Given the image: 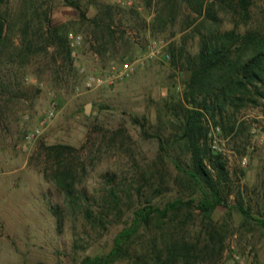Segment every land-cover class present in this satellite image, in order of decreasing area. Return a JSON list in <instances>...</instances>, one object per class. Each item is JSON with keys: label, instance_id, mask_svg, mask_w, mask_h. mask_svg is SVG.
<instances>
[{"label": "rangeland", "instance_id": "374dc122", "mask_svg": "<svg viewBox=\"0 0 264 264\" xmlns=\"http://www.w3.org/2000/svg\"><path fill=\"white\" fill-rule=\"evenodd\" d=\"M69 1L7 0L0 48V264H78L84 255L107 251L130 208L145 197L162 204L177 195H200L181 170L190 162L184 141L168 144L167 156L159 147L161 139L174 141L179 133L176 112L181 116L184 102L177 101L188 77L186 60L198 49L193 27L179 11L165 30L152 29L154 8L143 0H76L87 19ZM107 5L114 12L113 37L100 35L101 27L89 20ZM44 11L69 31L71 62L54 59L51 46L40 49ZM252 11V20L238 29L264 23V0H255ZM231 26L225 18L222 27ZM28 37L35 50L23 49ZM232 118L230 134L203 123L208 145L226 161L228 179L224 203L207 216L191 208L178 231L198 247L209 244L194 264H264V229L256 220L264 219V100ZM41 143L79 149L75 156L85 167L80 187L98 198L90 200L93 208L105 197L104 173L115 172L120 186L131 191L116 222L102 228L81 213L68 214L63 193L42 175ZM51 205L63 208L60 222ZM166 228L154 222L141 229L131 243V259L114 264H132L140 253L148 260L153 248L165 247L160 233Z\"/></svg>", "mask_w": 264, "mask_h": 264}, {"label": "trees", "instance_id": "16d2710c", "mask_svg": "<svg viewBox=\"0 0 264 264\" xmlns=\"http://www.w3.org/2000/svg\"><path fill=\"white\" fill-rule=\"evenodd\" d=\"M146 7H153L154 15L151 28L159 31L174 22L177 13L183 14L186 26H192L196 32L198 49L189 54L186 60L188 77L185 80L182 99L184 102L181 116L178 112L177 133L173 140H160L162 156L169 154L168 144L184 141L189 151L190 162L182 168L189 187L194 193L200 192L198 198L177 195L164 200L162 204L153 202L152 197H145L143 203L130 208V214L123 220V226L112 239L111 247L104 252L84 255L78 264H114L123 259H131V243L141 229L146 230L150 223H156L157 229L167 225L165 247L153 248L148 260L140 253L132 258V264H194L203 257L209 244L198 247L196 241L186 240L178 231L185 219L191 215L190 209L198 208L204 216L209 215L216 206L224 203V182L228 179L226 161L221 152L211 149L207 143V127L204 120L221 126L225 134L235 129L236 112L247 104L257 105L264 100V23L259 22L244 30L238 29L250 22L254 16L252 6L255 0H143ZM69 3L80 9L76 0ZM7 0H0V48L6 37L8 12ZM188 9V13L185 10ZM89 18L99 29L100 35L113 37V8L107 5L104 11ZM41 26H46L40 49L53 47L54 59L71 62V48L68 30L63 24L55 23L48 13H42ZM79 15L87 19L85 10ZM225 18L231 27H222ZM181 30L183 28H180ZM179 29V30H180ZM27 36V32H23ZM34 39H26L24 50H35ZM174 55V53H173ZM176 103V102H175ZM44 155L41 169L44 179L52 181L63 193L68 214L81 213L89 223L96 227L107 228V224L116 222L123 206L131 201L129 188L120 186L115 172H105L108 186L105 197L93 208L91 199L84 187H80L79 171L84 172L83 164L77 162L78 148L65 143L44 144L39 146ZM177 167L179 163L173 160ZM82 165V166H81ZM155 189H158L155 188ZM137 188L136 191H139ZM140 194V192H138ZM53 213L60 222L65 212L60 205H51ZM242 211L245 210L242 208ZM248 215V214H245ZM264 229V219H256ZM156 240L152 236L150 241ZM154 243V242H153ZM150 244V243H149ZM151 246V244L149 245ZM39 264H45L40 262Z\"/></svg>", "mask_w": 264, "mask_h": 264}, {"label": "water", "instance_id": "95a60500", "mask_svg": "<svg viewBox=\"0 0 264 264\" xmlns=\"http://www.w3.org/2000/svg\"><path fill=\"white\" fill-rule=\"evenodd\" d=\"M84 110L86 113H89V111H90L89 104L85 105Z\"/></svg>", "mask_w": 264, "mask_h": 264}, {"label": "built area", "instance_id": "2783aa9c", "mask_svg": "<svg viewBox=\"0 0 264 264\" xmlns=\"http://www.w3.org/2000/svg\"><path fill=\"white\" fill-rule=\"evenodd\" d=\"M129 67L127 63L124 64V70H126ZM88 85H90V82H88ZM52 114V113H51Z\"/></svg>", "mask_w": 264, "mask_h": 264}]
</instances>
